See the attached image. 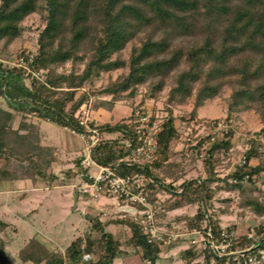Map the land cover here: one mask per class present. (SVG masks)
<instances>
[{
    "label": "trees",
    "instance_id": "1",
    "mask_svg": "<svg viewBox=\"0 0 264 264\" xmlns=\"http://www.w3.org/2000/svg\"><path fill=\"white\" fill-rule=\"evenodd\" d=\"M38 9L45 13L42 15L44 28L38 37V54L31 62L29 57L24 61L34 72L46 70L48 73L44 82L32 77L27 86L24 69L9 68L0 63V97L13 110L61 128L83 132L76 114L83 108L87 95L76 99L77 89L104 72L121 68H127L128 73L99 93L111 96L110 101H99L97 105L112 109L125 95L136 97L139 86L161 92L173 74L168 102L170 105L183 104L195 96L192 117H196L197 110L206 101L218 98L225 84L233 86L230 110L264 105V0H1V50L5 51L22 35L23 22ZM129 44L133 45L128 59L114 58ZM70 61L85 64V68L81 73L74 69L70 74H58L57 69ZM168 111L158 134L157 151L149 166L142 168L121 162L130 153L123 141L134 139L132 123L137 118L134 111L129 122L122 119L100 126L101 134L118 133L120 136L104 139L94 155L99 164L112 168L120 176L140 173L150 178L146 189L152 201V191L164 184L154 169L167 171L169 165H165L170 160L171 143L179 138L173 111ZM11 113L0 106V156H5L1 161L0 185L20 180H31L36 184L40 179L52 183L57 177L49 168L57 162V150L41 145L40 135L32 125L21 122L19 129L27 131L22 135L12 131ZM220 122H210L209 130ZM221 135L223 139L212 145L205 160L208 178L185 182L180 186L181 192L172 190L175 200L170 209L187 204L205 205L211 200L214 192L210 185L218 180L214 157L231 148L233 131L228 126ZM257 136L264 137V128ZM252 142L245 154V164L231 175L235 183L228 184V188L240 190L242 195L249 192L243 185L246 178L252 182L253 178L258 179L264 174V153L256 148L257 140ZM254 159L258 161L255 165L251 164ZM246 205L264 215V201L247 196ZM114 223L130 229L128 244L139 249L142 264H157L164 242L150 243L132 218L116 219ZM91 224L100 234L97 239L84 241L77 238L64 252H51L32 238L19 250L20 262L114 264L121 253V242L106 230L107 226L99 218L91 220ZM8 226L0 218V232ZM186 227L204 232L210 229L215 243L222 240L219 222L206 217L201 208L187 221ZM262 232L263 228L258 229L259 234ZM232 241L234 251L255 244L247 237ZM259 248L264 249V236L254 249ZM210 254L219 262L227 259V256L220 258ZM85 255H91L92 259L84 261ZM207 258L210 260V256ZM0 264H12L1 238Z\"/></svg>",
    "mask_w": 264,
    "mask_h": 264
},
{
    "label": "rangeland",
    "instance_id": "2",
    "mask_svg": "<svg viewBox=\"0 0 264 264\" xmlns=\"http://www.w3.org/2000/svg\"><path fill=\"white\" fill-rule=\"evenodd\" d=\"M43 14L45 13H41V10L38 9L37 13L29 16L23 22L22 35L5 51L0 49V63L9 68L24 69L26 71L25 76L27 78H25V83L27 86L30 85L32 77L44 82L48 73L46 70L39 73L34 72L32 67L21 60V58L25 57L34 58L38 54V37L44 28ZM132 45L129 44L120 54H116L114 58L120 56L122 59H128ZM84 68L85 64L80 62L74 64L70 61L65 66L58 68L57 72L58 74H70L75 69L77 73H81ZM126 73H128L127 68L104 72L98 78L86 82L82 88H78L76 99L86 94L87 100L76 116L81 120L85 116L84 113L88 112L89 118L101 126L108 122H111V124L117 123L122 119L129 122L132 119L131 113L134 111L133 115L137 118L133 120L132 124H134L135 129V125H138L137 121L143 115L150 116L151 122H157L161 126L168 117V110L172 109L179 138L171 143L170 160L165 165H169L167 166V171L165 172L163 168L154 169V172L157 173L159 180L164 183L163 186L165 187L160 186L154 189L152 191L154 200L149 201L155 210L157 227L162 233H173L174 237L162 246L161 256L157 264H240L234 260L233 256H228L225 261L220 260L219 262L210 254L211 252L214 255L212 250L204 249L206 232L196 229L199 234L195 235V237L190 236V233L195 229H188L186 223L197 213L199 208L203 209L206 217H212V219L217 220L221 229L227 230L232 235V240L242 237L252 239L255 244L247 249H251V253H253L249 255H255L256 250L254 248L257 246V241L264 236V232L258 233V229H264V215L255 213L252 207L246 205V197L249 196V199L257 198L260 202L264 201V174L258 179L253 178L252 182L248 181L247 178L243 181V185L249 191L245 195H242L240 190L228 188V184L232 185L235 183L231 175L245 164V154L252 147V140H257V143L261 144V146L257 145L256 148H260V151L264 153V137L257 136L261 129L264 128V105H252L250 109L240 108L239 111L236 109L230 110L229 100L233 86L225 84L218 98L206 101L204 106L197 110L196 117H192L191 112L194 108L195 96L187 99L183 104L170 105L168 102V93L173 84L175 74L167 79V84L161 92H151L148 86H139L136 97L131 98L125 95L124 99L116 102L112 109L105 108L101 104L97 105L99 101H110L111 96L99 93L104 89H108V87L110 88L113 81ZM71 105L70 103L69 106ZM0 106L13 114V119L10 122L12 131H18L22 135L27 133V131L19 129L20 123L24 122L28 126L32 125L34 130L40 135L41 145L53 147L57 150V164L56 162L53 163L49 171L55 174L57 168L63 169L62 164L66 165L77 161H79L78 165L81 167L82 161L86 159L87 151L86 142L79 132L76 131L74 133L68 128L64 129L49 121L40 120L33 115L13 110L2 97H0ZM227 118L228 120H226ZM215 120L221 121L220 123H223L226 127L229 126V129L233 131V138L231 148L227 151L216 153L214 157L215 173L218 180H215L210 185V189L214 192L213 197L205 205L187 204L184 207L172 210L170 209L171 207L169 208L175 200L172 190L181 192L180 186L185 182L191 180L204 181L208 178L205 160L209 157L208 153L213 147L212 145L223 139L221 134H217L215 135V141H211L209 134L212 131L209 130L208 124ZM74 146L77 151L73 152ZM98 147L93 149V158ZM77 156L79 158H76ZM4 158V155L0 156V167L3 165L1 161ZM94 161H96L95 158ZM257 163L258 161L255 159L251 162L253 165ZM64 178H66L63 180L65 182L69 180V177ZM62 182L57 177L52 183L40 179L37 182V186L31 180L22 182L7 181L0 185V191L7 189L12 191L9 195L0 192V212L4 214L7 208L6 205H8L9 215H7L5 220L14 224H10L4 232H0V238L7 246L6 253L12 264H22L18 257L19 250L34 237L46 243L47 240L45 238L52 241V245L48 244L52 250L56 247L65 249L74 239L83 236L84 230H86L85 218H87L91 228V220L94 219L92 215L87 214L85 218L79 213L76 214L77 216L72 215V213H75L73 208L76 204L75 198H72L71 189L66 190ZM45 186L48 188H45ZM24 189H26V192L23 191ZM97 201L106 203L109 198L102 197ZM2 202H6V207H2ZM118 203L115 200V206L103 211L99 210L98 218L107 227L114 223L116 219L131 218L123 210L127 202L120 201L119 205ZM93 205L96 208L97 202L93 203ZM114 209L117 212L111 215ZM16 212L22 213V217H17ZM73 216L79 217L82 222L78 226L77 231L70 236L62 227H65L64 225L68 227L67 222ZM122 227L123 225H117L116 228L111 226L109 229L117 231L115 237L121 240L124 251L128 250L127 253L132 255L130 260L135 261L137 259V249L133 246L128 247L125 244L130 237V229ZM109 229L107 228L108 231ZM177 235L179 236L175 238ZM87 236L91 235L88 234ZM193 238L199 242L193 244ZM231 242L233 243V241ZM190 251L192 252L191 254L188 253ZM208 256H210V260H208ZM122 258L120 257L118 262L115 261V263L122 264ZM262 261L261 264H264V259ZM26 264L32 263L28 262Z\"/></svg>",
    "mask_w": 264,
    "mask_h": 264
},
{
    "label": "built area",
    "instance_id": "3",
    "mask_svg": "<svg viewBox=\"0 0 264 264\" xmlns=\"http://www.w3.org/2000/svg\"><path fill=\"white\" fill-rule=\"evenodd\" d=\"M32 57L30 58V60ZM24 62V58H21ZM79 124L84 128L83 132H79L86 142L85 160L81 163V171L79 172V184L74 188L76 197L79 201H97L102 197L120 201H126V206L123 210L141 227L143 232L148 236L150 243L160 241L165 244L169 239H172L173 233H162L156 224V214L152 207L146 184L151 182V179L144 174H134L120 176L112 168L103 166L93 158V149L100 146L103 142L102 134L100 133V124L98 125L93 119L89 118L88 112L84 113ZM150 116L143 115L135 125V135L133 140L123 141L130 153L121 159V162L135 165L137 167L149 166L155 156L158 147V134L161 131V126L157 122H151ZM151 122V123H150ZM69 129V128H68ZM71 130V129H70ZM226 130V125L218 123V125L209 134L211 141H215V135L221 134ZM76 132L75 130H71ZM261 150V149H260ZM95 171H92V168ZM199 234L196 229L190 233V236L195 237ZM179 235L175 236L177 238ZM251 237V236H250ZM232 235L227 230H222V240L215 243L212 238L211 230L206 232V244L204 249H210L214 255L222 258L224 256H233L234 260L240 264H261L264 259V249L256 250L255 255L251 253V249L247 250H232L233 243ZM195 238L192 239L193 244H197ZM91 255H85L83 260H91Z\"/></svg>",
    "mask_w": 264,
    "mask_h": 264
},
{
    "label": "crops",
    "instance_id": "4",
    "mask_svg": "<svg viewBox=\"0 0 264 264\" xmlns=\"http://www.w3.org/2000/svg\"><path fill=\"white\" fill-rule=\"evenodd\" d=\"M108 123H111V122H108ZM114 124V123H113ZM65 129V128H64ZM105 137H107V136H109L108 138L109 139H115V138H118L120 135L118 134V133H103L102 134V137L104 138V139H108V138H105ZM74 150H73V152L74 151H77V149H76V147L74 146V148H73ZM76 149V150H75ZM57 155H58V153H57ZM76 158H79L78 156L76 157ZM58 160H60L59 158H58ZM61 161V160H60ZM78 162L79 161H77V162H73V163H70V164H66V165H63L62 164V167H63V169H56L55 170V174H56V176L57 177H59V180H61V182L64 180V179H66V178H64V177H69V180H67L66 182L65 181H63L62 183L64 184V188L66 189V190H70L71 189V192H72V198H75V205L73 206V208H74V212L75 213H72V215H76V214H82L83 216H84V218H85V215H87V214H90V215H92L93 216V218H98V215H99V213H100V211L99 210H106V209H109L110 207H112V206H115L114 204H115V200H111V199H109V201L108 202H106V203H99L98 201H93V202H91V203H89L88 201H86V202H82V201H79L78 199H77V197H76V190H75V186L76 185H78L79 184V182H80V180H79V176H78V174H79V172L81 171V167H79V165H78ZM59 163V162H58ZM56 164H57V162H56ZM64 168H66V169H64ZM63 170H66V171H63ZM92 171H95L96 169L93 167L92 169H91ZM22 181H25V180H20V181H18V182H22ZM34 184V183H33ZM37 184L38 183H36L35 185L37 186ZM39 184H43V183H39ZM43 186V185H42ZM53 187V186H52ZM38 188H39V186H38ZM45 188H48V187H46L45 186ZM24 192H26V189H24L23 190ZM0 192H4L5 194H7V195H9L10 193H12V191L9 189H7V190H4V191H0ZM21 192H22V190H21ZM26 196V195H25ZM70 196H71V193H70ZM75 196V197H74ZM97 202V206H96V208H94V205H93V203H96ZM5 204H6V202H2V207L4 208V207H6L7 206V208L5 209L6 210V212H4V214L2 213V212H0V218L3 220V221H5V223H7L8 225H10V224H12V225H14L13 223H11V222H7L6 220H5V218L7 217V215H9V206L8 205H6L5 206ZM1 205V204H0ZM118 209V208H117ZM120 209V208H119ZM117 211L114 209V212L112 211L111 212V215L112 214H115ZM16 216L17 217H22V213H19V212H16ZM77 216V215H76ZM76 216H73L71 219H70V221H68L67 222V226L68 227H66V225H64L65 227H62V229L66 232V233H68V235H73V233L75 232V231H77V229H78V226H80V224H81V219L79 218V217H77L76 218ZM89 219H91L90 217H89ZM85 220H86V230H84V234H83V236H79V237H77V238H82L84 241H87L88 239H97L99 236H100V234L99 233H97L95 230H92L93 228H92V226H91V228H90V226H89V224H88V220H87V218H85ZM71 222V223H70ZM118 224H116V223H111L107 228L109 229V227H115L116 228V226H117ZM107 226V225H106ZM122 226V225H121ZM107 228H106V230H107ZM121 228V227H120ZM122 228H127L126 226H123ZM92 230V231H91ZM108 231V230H107ZM108 232H110V233H112L113 235H114V237H115V235L117 234V231L116 230H112V229H109V231ZM131 232V231H130ZM88 234H90L91 236H87ZM130 237H131V234H130ZM129 237V238H130ZM34 238H36L40 243H42L44 246H46V248L49 250V251H51V252H64L67 248H65V249H60V248H58V247H56L55 249H51L49 246H48V244L49 245H52V241H50V240H48L47 238H45L46 240H47V243L46 242H44L43 240H40L39 238H37V237H34ZM76 238V239H77ZM116 238V237H115ZM76 239H74V240H76ZM116 239H118V238H116ZM73 240V241H74ZM119 240V239H118ZM129 240V239H128ZM127 240V241H128ZM50 243H49V242ZM72 241V242H73ZM120 242H121V240H119ZM127 241L125 242V244L128 246V247H132V246H130L129 244H127ZM71 242V243H72ZM121 244H122V242H121ZM6 249H7V246H6ZM136 249V248H135ZM128 251V250H127ZM127 251H124V249H123V244H122V247H121V253H120V255L114 260V264H118V263H115V261H117L118 262V260H119V258L120 257H123L122 259H121V262H122V264H132L133 262H135L136 264H142V261H141V256H140V252H139V249H137V259L135 260V261H132V259L130 260V258L132 257V255L131 254H128L127 253ZM160 256H161V254H160ZM95 261L98 259V256H96V257H94L93 258ZM134 263V264H135ZM33 264V263H32Z\"/></svg>",
    "mask_w": 264,
    "mask_h": 264
}]
</instances>
